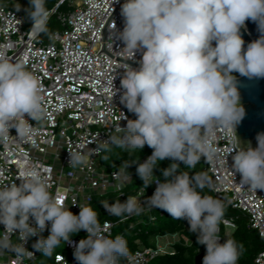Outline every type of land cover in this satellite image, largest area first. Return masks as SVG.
<instances>
[{"label": "clouds", "instance_id": "clouds-1", "mask_svg": "<svg viewBox=\"0 0 264 264\" xmlns=\"http://www.w3.org/2000/svg\"><path fill=\"white\" fill-rule=\"evenodd\" d=\"M14 7L19 11L21 5ZM26 11L32 21L28 33L34 38L50 36L46 0H30ZM121 15L124 27L117 34L124 44L121 53L126 54L125 60L134 59L137 51L142 53L138 68L123 64L120 80V102L137 118L118 126L117 134L109 133L88 153L69 151V166L85 165L90 156L111 151L112 146L129 152L149 146L152 154L136 169L145 188L157 184L145 204L187 221L197 243L206 247L202 264H237L242 246L232 239L222 243L218 235L225 211L222 201L197 191L205 187L202 174L190 178L177 173L180 164L194 168L202 157L215 161L219 149L213 141L218 131L236 135L245 111L233 73L264 78V0H125ZM248 20L257 24L261 35L245 49L241 29ZM114 79L112 75L106 88L112 97L117 91ZM42 93L40 78L0 50V145L12 139L28 141L36 134L29 120L40 124L47 118ZM11 129L16 130L15 137ZM256 139L257 147L234 150L231 166L233 175L241 176L240 185L253 191L264 190V133ZM165 159L171 163L162 170L165 181L161 182L153 170ZM129 166L123 164L122 171ZM17 180L19 184L0 186V224L4 226L0 253L12 252L18 261L31 259L35 253L25 244L50 223L48 237L41 236L33 245L45 257L85 230L87 237L79 240L73 253L78 264H120L121 258L132 259L123 236L104 235L91 206L79 205V214H73L53 195L37 168L25 164ZM102 204L109 215L122 220L145 210L132 196ZM12 235L20 243L14 244Z\"/></svg>", "mask_w": 264, "mask_h": 264}, {"label": "built area", "instance_id": "built-area-1", "mask_svg": "<svg viewBox=\"0 0 264 264\" xmlns=\"http://www.w3.org/2000/svg\"><path fill=\"white\" fill-rule=\"evenodd\" d=\"M123 1L59 0L54 9L49 11L50 16L64 2L68 3L70 10L59 15L63 28L51 32V38L48 35L44 39L42 34L34 38L28 33L32 21L25 15L26 0H0V50L13 62L24 63L29 71L40 78L47 111V118L40 124L29 120L36 128V134L30 140L12 139L7 145H0V186L12 182L19 184L18 172L27 164L37 168L47 178L53 195L76 215L80 211L79 205L88 206L94 194L114 191L120 192L121 196L125 195L124 187L130 181L129 174L126 170L122 171V166L111 169L103 166L99 169L104 152L90 156L85 165L75 168L69 166V151L88 153L90 149L97 147V143L107 140L109 133L117 134L115 129L118 126L125 127L127 120H135L134 113L129 112L120 102L123 92L120 80L125 72L122 67L128 63L100 51L103 49V27L114 8ZM16 3L21 5L19 11L14 7ZM122 5L117 7L105 27V49L112 55L125 59L126 54L121 53L124 44L117 35L124 27ZM113 23L115 30H112ZM141 58L142 53L137 51L134 59L129 61L139 64ZM112 75L115 77L113 83L117 90L113 97L106 91ZM238 75L239 73L235 76ZM10 134L15 137L16 130L11 129ZM213 146L219 152L213 163L206 161L205 170L210 177L203 175L206 178L205 187L210 190V196L221 200L224 206L245 214L249 226L257 230L264 240V190L253 191L242 186L240 174L233 175L232 156L237 149L235 135L218 131ZM118 172L122 173L119 178L114 177V173ZM156 187L155 182L149 188L141 186L132 196L145 210L138 216H130L134 218L130 228L143 223L144 216L148 217V222L154 223L156 220L153 208L145 204ZM100 223L104 235L109 238L121 235L128 246L126 234L116 232L115 222ZM50 227L51 224L48 223L42 233L30 237L25 244L29 251L35 253L31 259L23 258L18 261L14 253L4 251L0 253V264H37L41 253L33 245L41 236L50 232ZM235 228L236 224L231 218L223 217L218 232L220 241L230 236ZM3 230L4 226L0 224V235ZM135 232L137 234L139 230ZM79 233L64 243L65 251L55 249L47 264H78L73 255L74 249L79 240L87 237L85 230ZM170 236L172 240H164L167 235L156 236L155 244H144L141 248L129 250L132 259L129 261L121 258L120 264H152L153 260L161 256L175 254L180 235L175 233ZM11 240L14 244L20 243L16 235H12ZM197 253L203 259L206 247L202 245ZM253 264H264V250L257 254Z\"/></svg>", "mask_w": 264, "mask_h": 264}, {"label": "trees", "instance_id": "trees-1", "mask_svg": "<svg viewBox=\"0 0 264 264\" xmlns=\"http://www.w3.org/2000/svg\"><path fill=\"white\" fill-rule=\"evenodd\" d=\"M59 0H46V7L50 11L54 9L55 5ZM30 7V0H26L25 6V15L29 18L26 9ZM70 7L67 2H64L56 11L53 13L48 20V30L49 33L62 29V24L59 19L60 14H65L69 12ZM44 39H47L48 35L42 34ZM240 75V74H239ZM133 118L136 119V115L133 114ZM113 147V146H112ZM111 147V148H112ZM113 149V148H112ZM153 152V149L145 145L141 150L136 149L135 151H126L121 148L114 149L110 154H103L102 157L107 156L108 159H101L99 169L103 166H106L108 169L113 167L122 166L127 163L130 164L129 168L126 169L127 173L130 175L129 183L124 187V196L120 195V192L108 191L105 194H94L92 200L89 202L88 206H91L99 216V221H113L116 223V227L120 231L126 233L132 231V238L128 239V248L129 250H134L137 248L135 242L136 238H147L149 235L156 236H165L172 234H179L180 241L176 244L175 254H167L157 258L156 262L160 264H202V257L197 253L198 248H202V245L198 244L196 241V234L189 231V225L187 221L182 219H173L165 211L157 208H153L152 213L155 215L156 220L154 223L149 222L137 224L136 227L130 228V223L134 218L121 219L114 215H109L103 207L102 201H107L109 204H112L116 201L124 202L127 197L134 196L138 188L143 186V181L139 177L136 169L141 160L150 155ZM171 163L170 160L165 159L160 161L158 165L154 168L153 174L158 177L161 182L165 181V177L162 174V170L167 168ZM206 159L201 158L200 161L195 165L194 168H188L183 164H180L178 173H187L188 176L194 177L198 175H205L209 178L205 170ZM149 185L147 188H149ZM197 191L200 192L202 196H210L211 192L207 187L203 189L197 188ZM224 217L231 218L235 224L236 228L232 234L228 237L222 239V243L226 239L234 240L240 248L239 258L237 264H253L257 254L264 250V240L260 237L257 230L251 228L248 223V218L242 212L235 210L231 207L224 206ZM148 218V217H147ZM122 229V230H121ZM136 230H139V233L135 234ZM223 234V231H222ZM148 241V240H147ZM147 241L145 243L147 245Z\"/></svg>", "mask_w": 264, "mask_h": 264}, {"label": "water", "instance_id": "water-1", "mask_svg": "<svg viewBox=\"0 0 264 264\" xmlns=\"http://www.w3.org/2000/svg\"><path fill=\"white\" fill-rule=\"evenodd\" d=\"M124 2L125 0L114 8L113 12L111 13L110 17L103 27V49H101L100 51H105L114 59L123 61L130 65L139 66V64L137 63L112 55L105 49V27L117 7L122 5ZM241 34L245 42V49L247 48V45L249 43L258 39L261 35L258 30L257 24L251 20L246 21V26L241 29ZM236 79L238 91L240 93V103L244 108L245 115L236 128V135L239 138V143L238 138L235 135V146L237 147V149L239 147L247 149L249 145L252 148H255L257 147V135L259 133H264V78L250 79L248 77L238 75L236 76Z\"/></svg>", "mask_w": 264, "mask_h": 264}, {"label": "rangeland", "instance_id": "rangeland-1", "mask_svg": "<svg viewBox=\"0 0 264 264\" xmlns=\"http://www.w3.org/2000/svg\"><path fill=\"white\" fill-rule=\"evenodd\" d=\"M237 74H238V73H233V75H237ZM119 135H122V133H119ZM112 148H113V149H112ZM112 148H111V151L104 152L105 155L110 154L114 149H117L118 147L113 146ZM240 212H241V211H240ZM143 223H146V224L149 223V222L147 221V216H144V222H143ZM148 225H150V224H148ZM121 230H122V229H121ZM116 232H120V229H119L118 227H116ZM131 232H132V231H129V232H126V233H125L128 239H131V238H132L133 233H131ZM49 234H50V232L47 233V234H45L43 237H44V238H47ZM79 234H80V233H77V234H74L73 236H78ZM166 239H168V240H172V237H171L170 235H167V237L164 238V240H166ZM145 240H146V241L148 240V241H147V245L155 244V242H157V238H156L154 235H149L147 238H144V239L138 237V238H136V240H135V242H136V244H137V247L141 248L144 244L146 245ZM56 250H59V251H65L64 243L62 242L61 245H60L58 248H56ZM49 258H50V257H45V256H43L42 254H40V257H39L38 260H37V264H47ZM156 260H157V259L153 260V261H152V264H160V263H157Z\"/></svg>", "mask_w": 264, "mask_h": 264}]
</instances>
